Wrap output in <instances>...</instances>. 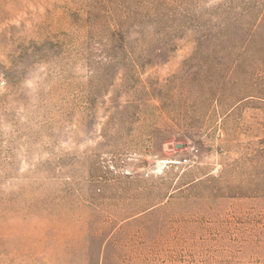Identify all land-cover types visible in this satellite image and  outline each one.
I'll return each mask as SVG.
<instances>
[{
  "label": "rangeland",
  "instance_id": "374dc122",
  "mask_svg": "<svg viewBox=\"0 0 264 264\" xmlns=\"http://www.w3.org/2000/svg\"><path fill=\"white\" fill-rule=\"evenodd\" d=\"M0 264H264V0H0Z\"/></svg>",
  "mask_w": 264,
  "mask_h": 264
},
{
  "label": "water",
  "instance_id": "95a60500",
  "mask_svg": "<svg viewBox=\"0 0 264 264\" xmlns=\"http://www.w3.org/2000/svg\"><path fill=\"white\" fill-rule=\"evenodd\" d=\"M179 148V146H177Z\"/></svg>",
  "mask_w": 264,
  "mask_h": 264
},
{
  "label": "built area",
  "instance_id": "2783aa9c",
  "mask_svg": "<svg viewBox=\"0 0 264 264\" xmlns=\"http://www.w3.org/2000/svg\"><path fill=\"white\" fill-rule=\"evenodd\" d=\"M184 162H186V161H184Z\"/></svg>",
  "mask_w": 264,
  "mask_h": 264
}]
</instances>
